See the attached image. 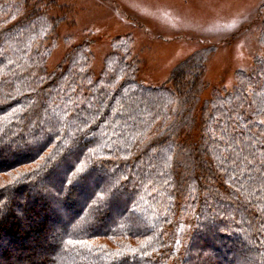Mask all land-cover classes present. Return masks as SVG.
<instances>
[{
	"label": "trees",
	"instance_id": "1",
	"mask_svg": "<svg viewBox=\"0 0 264 264\" xmlns=\"http://www.w3.org/2000/svg\"><path fill=\"white\" fill-rule=\"evenodd\" d=\"M53 4L0 0V264H264V56L208 99L206 56L149 87L130 38L49 70Z\"/></svg>",
	"mask_w": 264,
	"mask_h": 264
},
{
	"label": "rangeland",
	"instance_id": "2",
	"mask_svg": "<svg viewBox=\"0 0 264 264\" xmlns=\"http://www.w3.org/2000/svg\"><path fill=\"white\" fill-rule=\"evenodd\" d=\"M48 9L60 20L49 70L88 42L90 69L98 75L113 41L130 38L137 81L149 87L171 86L184 61L206 56L202 97L208 99L215 89L231 90L238 71H250L264 56V0H55Z\"/></svg>",
	"mask_w": 264,
	"mask_h": 264
}]
</instances>
